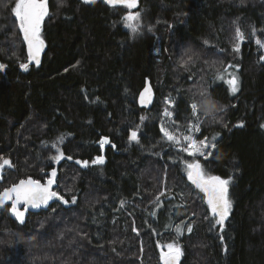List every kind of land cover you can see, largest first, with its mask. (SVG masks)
I'll return each mask as SVG.
<instances>
[{
    "label": "trees",
    "instance_id": "trees-1",
    "mask_svg": "<svg viewBox=\"0 0 264 264\" xmlns=\"http://www.w3.org/2000/svg\"><path fill=\"white\" fill-rule=\"evenodd\" d=\"M2 1L0 164L11 166L0 169V191L27 177L44 182L58 166L55 191L69 203L57 200L24 224L0 208V264H161L158 243L177 239L181 264H264V49L256 43L264 42V0H139L146 33L136 38L120 23L123 4L49 0L47 48L26 70L16 0ZM188 49L195 56L186 68ZM225 68L239 76L235 94L214 80ZM146 78L156 95L150 109L136 101ZM203 88L223 108L215 120L198 111ZM164 98L175 101L172 134L193 123L198 141L219 134L211 163L199 159L208 175L232 177L222 231L205 219L211 212L186 176L185 161L198 157L163 137ZM103 137L110 143L101 148ZM58 149L65 158L57 162ZM99 155L105 162L92 164Z\"/></svg>",
    "mask_w": 264,
    "mask_h": 264
},
{
    "label": "snow or ice",
    "instance_id": "snow-or-ice-1",
    "mask_svg": "<svg viewBox=\"0 0 264 264\" xmlns=\"http://www.w3.org/2000/svg\"><path fill=\"white\" fill-rule=\"evenodd\" d=\"M85 3L94 2V0H84ZM109 4H123L129 9L136 8L137 0H106ZM15 13V16L19 20V28L23 33V40L27 43L28 49V59L29 61H35L38 65L40 63L39 53L44 47V40L41 38V26L45 17L49 14L47 0H16L15 7L12 9ZM125 23L133 32L139 30V20L140 13L129 12L124 18ZM135 22V23H134ZM255 33V29H253ZM236 43L233 45V51L239 53L240 51V41L244 40V33L241 32L239 28L235 32ZM207 43V42H205ZM256 43L261 47H264V44H261L260 40H257ZM187 57L186 59L184 57ZM195 53H192L190 49L186 50L183 53V56L180 60V63L186 68L190 63H193V57ZM261 60H264V56L260 57ZM28 63H21L20 68L27 69ZM6 65L0 63V70L5 69ZM228 67H233L229 65ZM236 68H239V65H235ZM228 69L225 68L223 72L218 73L214 80H223L224 73H227ZM230 79L227 80V84L231 86L230 92L235 94L239 90V76L235 73H229ZM152 89L150 86H146L143 91L140 93V102L141 104L151 102ZM200 96V111L203 116L210 117L215 120L217 113L223 111V108L216 107L213 104L208 111H205L202 107V102L211 98L210 92L208 89H202L199 93ZM212 101H215L211 98ZM166 104L175 106L174 100L166 99ZM191 114L193 117L199 121V116L197 115L198 106L197 103L191 104ZM164 117L171 118L173 113L168 110L166 107L163 113ZM142 120L144 117L141 118ZM226 126V125H225ZM242 126V123L241 125ZM264 127V125H262ZM161 132L163 137L168 141L174 144H181V138L173 135L169 132L163 125L161 126ZM189 135L183 136L182 140L184 141V146L181 147V151L187 152L191 157H202L203 160L210 164L211 161L209 157L212 156V150H215L217 136L211 138V143H209L208 137H205L202 140H196L191 133L199 132L200 125L199 123L190 125ZM131 141L139 142L138 139V130H132L129 136ZM107 143H110L107 137H103L100 140V146H103ZM115 147V145H113ZM208 150V151H206ZM65 158L64 153L59 151L56 156L51 157L54 161H60ZM68 160H72V157H67ZM105 158L103 155L95 157L91 161L92 164H103ZM77 164H81L84 167H87L89 161L84 160L76 161ZM187 168L188 179L192 182L200 193L203 194L202 199L206 202L208 209L211 212V217L205 216V219L214 220L215 225H219L221 231L224 229L225 221L229 218L230 212L232 210V200L229 197V184L232 181V177L227 179L222 178L219 175H208L205 171V166L201 163L199 158L193 159L191 162L185 161ZM5 165L11 166V162L8 159H3V163L0 164V169H3ZM57 170L52 168L50 175L47 178L46 183H41L40 180L32 179L28 177L27 179H21L18 183L11 185L10 187L4 188L3 191H0V208L10 212L15 219L20 223H25V213L28 212L29 207L31 208H40L42 205H48L49 201L56 199L62 201L64 204H68L69 201L65 200L59 192L53 190V185L56 184ZM165 195V192H160L156 196L157 206H159L160 197ZM11 202V207L7 208L6 203ZM71 203H76V197L71 198ZM124 201H121L123 206ZM20 205H23V210H21ZM155 213H153L154 215ZM193 215H195L193 213ZM213 225V226H215ZM182 225H176L177 237L183 234ZM134 232L138 233L136 228H133ZM193 231V225L189 223L187 225V232L191 233ZM222 238V237H221ZM163 248H166L167 251H164ZM184 251L183 247L180 244L179 240L170 242L167 245L162 247L160 253V260L163 264H181V257H183Z\"/></svg>",
    "mask_w": 264,
    "mask_h": 264
},
{
    "label": "rangeland",
    "instance_id": "rangeland-1",
    "mask_svg": "<svg viewBox=\"0 0 264 264\" xmlns=\"http://www.w3.org/2000/svg\"><path fill=\"white\" fill-rule=\"evenodd\" d=\"M15 3H16V2H15ZM2 4H4V1H2V3H0L1 6H2ZM14 7H15V4H14ZM128 9H129V8H128ZM129 12H132V13L139 12V13H140V20H139V25H140V26H139V30H138L137 32H133L132 29L129 28V27L127 26V24L125 23L124 19H122V20L120 21V23L122 24V26H123L125 29H127V30L129 31V33L131 34V36H132L133 38L143 36V35L146 33V21H145V19H144V15H143L141 9H139L138 3H137L136 8L129 9ZM129 12H128V13H129ZM13 13H14V12H13ZM128 13H127V14H128ZM14 15H15V13H14ZM16 18H17V17H16ZM17 19H18V18H17ZM134 23H135V22H134ZM19 29H20V28H19ZM21 34H22V33H21ZM263 44H264V42H263ZM262 49H264V47H262ZM228 73H232V72L228 70L227 73H224V78H223V80H221L222 82H225L226 84H227V80L231 78V77L228 75ZM229 88H231L230 85H229ZM203 89H204V88H203ZM166 99H168V98H166ZM166 99L164 98V100H163V107H162L163 111H162V115H163L164 110H165L166 107H167L168 110L170 111V105L166 104ZM198 111H200V110H198ZM203 119H205V116L203 117ZM203 119H202L201 121H203ZM193 124H195V123H193ZM168 125H170V118L164 117V115H163V126H164L167 130H168V128H169ZM168 131H169V130H168ZM194 133H195V132H194ZM194 133H191V134L194 136ZM189 134H190V133H189L188 130H187L186 132H184L183 134H182V133H176V136L179 137V138H181V144H179V145L175 144L180 150H181V147L184 146V141L182 140V137H183V136H186V135H189ZM173 135H174V134H173ZM194 138H195V136H194ZM186 153H187V152H186ZM187 154H188V153H187ZM198 158H202V157H198ZM194 159H197V158H194ZM186 176H187V169H186ZM187 178H188V176H187ZM188 180H189V179H188ZM191 183H192V182H191ZM171 242H173V241H171ZM168 243H169V242H168ZM168 243H162V242H159V243H158V248H159L160 253H161L162 247L165 246V245H167ZM163 250H164V251H167L166 248H163Z\"/></svg>",
    "mask_w": 264,
    "mask_h": 264
},
{
    "label": "water",
    "instance_id": "water-1",
    "mask_svg": "<svg viewBox=\"0 0 264 264\" xmlns=\"http://www.w3.org/2000/svg\"><path fill=\"white\" fill-rule=\"evenodd\" d=\"M101 1H104L105 3H107L106 0H101ZM138 1H139V0H137V2H138ZM48 2H49V0H47V3H48ZM108 4H109V3H108ZM117 4H120V3H117ZM22 35H23V33H22ZM41 38H42V37H41ZM42 39H43V38H42ZM43 40H44V39H43ZM24 43H25V46H26L27 54H28L27 43H26L25 41H24ZM46 48H47V46H46V42H45V40H44V47H43L42 51L39 53V60H40V62H41L42 57H43V55H44V53H45V51H46ZM27 63H28L29 66H30V65H36V62H35L34 60H33V61H29V59H28ZM29 66H28V67H29ZM146 86H150L151 89H152L151 102H150V103L141 104V102H140V93L143 91V89H144ZM155 98H156L155 90H154V88H153V86H152V84H151V81H150L148 78H146V79H145L144 86L142 87V89L140 90V92H139V94H138V97H137V104H138V106H139L140 108H143V109H150V108L152 107L154 101H155ZM69 161H71V160H69ZM54 168L57 170V173H58V166H55ZM50 173H51V171H50ZM27 178H28V177H27ZM27 178H25V179H27ZM31 178H32V177H31ZM32 179H34V178H32ZM19 181H20V180H19ZM19 181H18V182H19ZM46 181H47V179H46L44 182H41V183H46ZM56 181H57V177H56ZM18 182H17V183H18ZM55 186H56V184L53 185V190H54V191H55ZM55 201H57V200H56V199H53V200L49 201L48 205H42L40 208H31V207H29L28 212L25 213V219L28 217V215H29L30 213H36V212H39V211H41V210L47 209V208H48L51 204H53ZM6 205H10V206H11V202H10V201L7 202ZM20 208H21V210H23V205H20ZM12 216H13V215H12ZM161 264H163L162 261H161Z\"/></svg>",
    "mask_w": 264,
    "mask_h": 264
},
{
    "label": "clouds",
    "instance_id": "clouds-1",
    "mask_svg": "<svg viewBox=\"0 0 264 264\" xmlns=\"http://www.w3.org/2000/svg\"><path fill=\"white\" fill-rule=\"evenodd\" d=\"M213 104H215L216 107H219L218 102L212 101L211 98H209L202 102V107L205 111H208Z\"/></svg>",
    "mask_w": 264,
    "mask_h": 264
},
{
    "label": "bare ground",
    "instance_id": "bare-ground-1",
    "mask_svg": "<svg viewBox=\"0 0 264 264\" xmlns=\"http://www.w3.org/2000/svg\"><path fill=\"white\" fill-rule=\"evenodd\" d=\"M152 84V83H151ZM137 101V100H136ZM202 207V206H201ZM205 211V210H204ZM176 241V240H175Z\"/></svg>",
    "mask_w": 264,
    "mask_h": 264
}]
</instances>
